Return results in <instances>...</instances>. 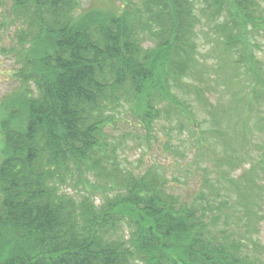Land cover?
<instances>
[{
    "label": "trees",
    "instance_id": "1",
    "mask_svg": "<svg viewBox=\"0 0 264 264\" xmlns=\"http://www.w3.org/2000/svg\"><path fill=\"white\" fill-rule=\"evenodd\" d=\"M106 2L81 12L80 0H0V53L15 83L0 98V264H264V152L231 173L252 160L250 131L264 120V69L247 38L249 25L264 27L261 3ZM206 27L253 77L230 96L246 120L243 143L229 147L199 58ZM221 61L215 83L228 81ZM184 96L206 105L209 127ZM165 101L198 151L225 148L219 165H197L202 178L184 196L161 163L130 167L118 134L132 114L149 143Z\"/></svg>",
    "mask_w": 264,
    "mask_h": 264
},
{
    "label": "rangeland",
    "instance_id": "2",
    "mask_svg": "<svg viewBox=\"0 0 264 264\" xmlns=\"http://www.w3.org/2000/svg\"><path fill=\"white\" fill-rule=\"evenodd\" d=\"M106 1L107 0H80L78 11L82 12L95 6H105L107 4ZM258 1L261 3V11L264 15V0ZM1 7L3 6L0 4V19L3 11ZM248 27L250 30L248 31L247 38L251 42L252 49L260 59V65H262L264 69V27H258L256 29H252L250 25ZM205 29L207 30L206 33L201 32L199 37V58H201L203 63L208 67L209 72L206 74V79L211 85H215L216 88L215 90L211 89L207 94L210 101L216 105L218 110L220 109V126L225 133L222 137L219 136V140L222 142L226 141L225 144L229 147L234 143H243L244 122L246 120V113L240 110L242 107L241 102L238 98H230V96L239 90L241 82L253 81V77L243 73V70H245L244 67H242L239 72V70L233 66V59H235V56L223 51L221 43H217L214 39V37L217 36V31L212 30L210 27H206ZM206 36L208 38H206ZM4 42L9 44L10 41L6 38ZM222 58L228 60L224 70L225 77L228 81L215 83L217 78L213 68L214 66L217 68L225 63V61H221ZM13 67V59L0 53V98L4 96L10 88L15 87L13 78L9 74ZM225 82H228V84ZM222 90H225L223 95H221ZM187 97L184 96L188 108L193 112L191 116L199 122L201 127H209L211 118L209 117L206 105L194 96ZM174 108L175 107L170 102L165 101L161 103V116L160 119L155 122L154 134L156 136L152 137L149 143L144 136L146 130H143L142 127H133V125H136V120H134L132 114H127L124 119L121 120L125 122L124 125H129V129L126 130L124 125L121 124V126H119L120 133L118 134H122L121 132L125 134V140L122 142L126 144L125 153L129 159L130 167H137V165L144 166L152 161L161 163L162 169H164L168 175L169 184L183 194L190 192L192 188L196 187L198 181L202 178L201 173L197 172V165L210 167L219 165L217 158L224 154L225 148L217 143L214 145V149L217 151L216 155L212 156L214 154L213 152L209 157H206L198 151V148L193 145L196 139L192 137L196 134L192 128L191 131L193 134L191 131H188V127L186 128V126L180 124L182 120L179 119ZM254 111H256V109L249 111L251 125L256 121V116L253 113ZM259 113L258 115H263L264 110L260 109ZM1 116L2 111L0 104V119ZM183 121H185V119H183ZM130 126L133 128H130ZM260 126V128H257L252 125L255 131H250L253 132V143L248 150H250L252 160L250 158L242 160V162L232 169V175L237 176L242 174L250 167L253 159L256 163V161L261 158L264 152V120L263 124ZM131 131L133 132L131 133ZM168 132H170V135ZM0 135L2 136L1 128ZM117 137H119V135H116V139H118ZM167 141H171V146H175L179 150L174 151L166 148L165 142ZM246 150L240 151L242 155L247 153ZM209 151L208 149L207 152L209 153ZM224 167L228 168V166L225 165ZM260 228L259 238L264 244V220L261 222Z\"/></svg>",
    "mask_w": 264,
    "mask_h": 264
}]
</instances>
